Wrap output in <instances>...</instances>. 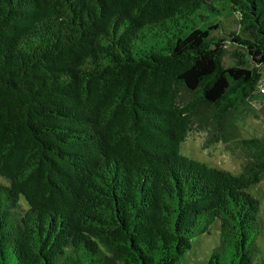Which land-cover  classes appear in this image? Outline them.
<instances>
[{"label": "trees", "instance_id": "obj_1", "mask_svg": "<svg viewBox=\"0 0 264 264\" xmlns=\"http://www.w3.org/2000/svg\"><path fill=\"white\" fill-rule=\"evenodd\" d=\"M222 2L237 31L197 26L213 0H0V264H183L215 220L207 264L253 263L264 137L236 174L179 152L264 83V0Z\"/></svg>", "mask_w": 264, "mask_h": 264}, {"label": "rangeland", "instance_id": "obj_2", "mask_svg": "<svg viewBox=\"0 0 264 264\" xmlns=\"http://www.w3.org/2000/svg\"><path fill=\"white\" fill-rule=\"evenodd\" d=\"M213 4L219 12L201 9L199 13L205 18L201 20L196 17L198 20L197 26L203 27L210 22H220L222 34L237 31L236 14L232 13L229 5L222 2V0H213ZM223 37L225 39L222 42L229 53L233 43H230L225 36ZM246 52L251 63L262 71L264 82V56L252 48L246 49ZM225 60L227 61L228 58L226 57ZM262 84L264 88V83ZM179 100L180 102L186 101L187 94L182 93ZM213 127L211 108L201 107L194 117L192 129L179 146V152L211 167L224 169L234 174L239 173L246 159L245 152L237 144V140L264 137V92L257 89L256 95L246 102L239 112L233 113L224 119L223 130L218 134V139H214L213 135L211 141L205 143V140L211 136ZM0 184H5L1 177ZM247 191L259 203L257 223L261 224L262 228L256 239L257 253L252 263L257 264L259 258H264V178L251 185ZM218 241L219 221L215 220L209 229V234L199 235L192 239L190 255L185 257L183 264H186V261L189 263L191 260H195L198 264H207L210 252Z\"/></svg>", "mask_w": 264, "mask_h": 264}, {"label": "built area", "instance_id": "obj_3", "mask_svg": "<svg viewBox=\"0 0 264 264\" xmlns=\"http://www.w3.org/2000/svg\"><path fill=\"white\" fill-rule=\"evenodd\" d=\"M258 89H259L261 92H264V88H263V84H262V83L258 86Z\"/></svg>", "mask_w": 264, "mask_h": 264}]
</instances>
